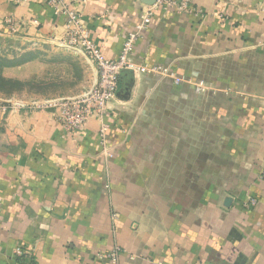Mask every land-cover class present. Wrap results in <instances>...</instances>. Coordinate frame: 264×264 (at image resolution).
<instances>
[{"label":"crops","instance_id":"1","mask_svg":"<svg viewBox=\"0 0 264 264\" xmlns=\"http://www.w3.org/2000/svg\"><path fill=\"white\" fill-rule=\"evenodd\" d=\"M152 4L72 8L116 60ZM191 5L201 14L155 11L132 53L191 82L123 73L104 152L94 119L69 136L53 110L0 112V264L21 249L35 264H264V0ZM3 19L64 35L46 0H0Z\"/></svg>","mask_w":264,"mask_h":264},{"label":"built area","instance_id":"2","mask_svg":"<svg viewBox=\"0 0 264 264\" xmlns=\"http://www.w3.org/2000/svg\"><path fill=\"white\" fill-rule=\"evenodd\" d=\"M75 0H46L47 5L56 16H63L65 20L63 41L81 51L96 68V79L92 88L85 94L67 99H56L29 105L20 102H10L0 99V112H8L15 108L20 109H50L53 110L56 120L66 135H72L76 130L84 128L89 120H96L99 124L98 139L104 152L108 148V132L110 124L105 120V114L110 110L111 103L116 96L118 85L123 73L130 71L135 74H162L178 85L191 82L189 79L173 74L161 66H148L133 61L132 53L138 38L150 22L153 13L157 10L168 12L174 10L178 14L198 16L201 14L191 5V0H154L150 9L144 12L142 19L137 24L135 32L128 35L123 43L121 52L116 60L106 59L100 49L91 39L89 31L82 25L81 14L72 6ZM8 31H15L16 23L11 19L0 20ZM196 92L204 91L200 82L196 84ZM260 178L264 179V167ZM256 204V200L248 199L245 208ZM20 254V251H18ZM120 248L114 247L105 257L112 263H117Z\"/></svg>","mask_w":264,"mask_h":264},{"label":"rangeland","instance_id":"3","mask_svg":"<svg viewBox=\"0 0 264 264\" xmlns=\"http://www.w3.org/2000/svg\"><path fill=\"white\" fill-rule=\"evenodd\" d=\"M9 32H0V99L32 106L79 97L94 85L90 61L63 38Z\"/></svg>","mask_w":264,"mask_h":264},{"label":"trees","instance_id":"4","mask_svg":"<svg viewBox=\"0 0 264 264\" xmlns=\"http://www.w3.org/2000/svg\"><path fill=\"white\" fill-rule=\"evenodd\" d=\"M19 251L20 254L14 257L15 264H35L34 258L31 256V254L28 251L24 249H21Z\"/></svg>","mask_w":264,"mask_h":264},{"label":"water","instance_id":"5","mask_svg":"<svg viewBox=\"0 0 264 264\" xmlns=\"http://www.w3.org/2000/svg\"><path fill=\"white\" fill-rule=\"evenodd\" d=\"M153 2H154V0H153Z\"/></svg>","mask_w":264,"mask_h":264}]
</instances>
